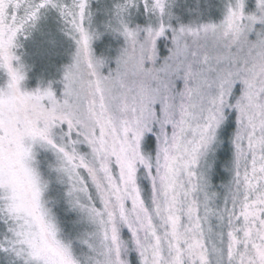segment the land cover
Segmentation results:
<instances>
[{
  "label": "snow or ice",
  "instance_id": "1",
  "mask_svg": "<svg viewBox=\"0 0 264 264\" xmlns=\"http://www.w3.org/2000/svg\"><path fill=\"white\" fill-rule=\"evenodd\" d=\"M136 3L119 0L105 24L125 41L105 74L88 0H0V253L11 264H264V30L250 38L264 0L178 29L166 0H139L158 23L129 28ZM48 8L73 45L59 99L51 85L21 90L13 51Z\"/></svg>",
  "mask_w": 264,
  "mask_h": 264
},
{
  "label": "rangeland",
  "instance_id": "2",
  "mask_svg": "<svg viewBox=\"0 0 264 264\" xmlns=\"http://www.w3.org/2000/svg\"><path fill=\"white\" fill-rule=\"evenodd\" d=\"M119 0H88V10L91 13V28L99 33L98 39H93L91 48L93 55L97 58L112 57L109 60H104L111 64L109 68H102L103 73H107L108 69L115 67V58L119 54V50L125 46L123 37L106 31L105 24L112 19L113 8ZM229 4H234V0H166V23L170 29H178L182 25L199 26L194 24L201 19H211L209 13L219 10L218 18L213 22L219 23L223 20L226 14V9ZM250 8V9H249ZM244 13L251 14L256 12V0H245ZM258 14V13H257ZM109 17V20L107 18ZM129 28L147 27L149 25L155 27L158 23L157 17L152 13H146L144 5L137 3L129 7L127 14L124 17ZM60 21V23H59ZM58 26V28L55 25ZM206 24V23H201ZM263 28V29H262ZM264 30V25H254V32L250 34V38H255V31ZM143 33H141V38ZM167 39V47L171 46V31L166 29L165 36L157 40ZM17 44L19 45L13 51L20 57L21 61L26 65L25 79L21 83L22 91H34L37 88L43 90L49 85H53L52 76L55 68H60V81L63 75V68L71 62L73 45L71 40L65 35L64 25L58 13L51 8L42 9L34 26L27 29L23 35L17 36ZM70 49V50H69ZM161 58L167 55L166 46L157 48ZM67 52V55H65ZM15 65V62H14ZM59 85L63 87L62 83ZM239 86V85H238ZM51 89L57 99L60 98L62 91ZM59 185L53 183L48 195L50 197L59 196ZM59 219L63 222L62 213L53 209ZM72 223H63L65 231L72 230ZM3 229L0 227V234ZM12 258L3 253H0V264H11Z\"/></svg>",
  "mask_w": 264,
  "mask_h": 264
},
{
  "label": "trees",
  "instance_id": "3",
  "mask_svg": "<svg viewBox=\"0 0 264 264\" xmlns=\"http://www.w3.org/2000/svg\"><path fill=\"white\" fill-rule=\"evenodd\" d=\"M218 13H219V10H215L214 12L209 13V16L211 17V19H209V20L208 19H201L200 21H198L194 24L207 23L210 21L213 22L214 20H216L218 18ZM107 20H109V17L107 18ZM59 23H60V21H59ZM55 25H56V22H55ZM188 25H185V26H188ZM182 26H184V25H182ZM56 27L58 28L57 25H56ZM103 29H105V28L103 27ZM167 43L169 44L168 40L164 38L163 40H160V42L157 44V48H161L164 46H166V48H167ZM65 55H67V52ZM111 58H113L112 54L109 57H106V58L104 57V60L110 61ZM106 62H105L106 68L111 67V64H108ZM59 69L60 68L54 69V73L52 76V78H54V79H52L53 85H51V86L55 89H60L62 91L63 87H61L59 85L60 72H61V70H59ZM238 88H239V86L237 85V90H238ZM229 127H231V125ZM223 139H224V143L221 145V148L217 151V154H216L217 158H216V162H215L214 167H213V175H212V183L214 185V190L221 193V195L223 194V189L220 187V185L227 183V181L229 179L228 173L224 171L225 162L227 160H229L231 157L230 146L227 142V133L224 134ZM59 188H60V186H59ZM60 191H61V188L59 190V194H60ZM56 208L59 212L62 213V217L64 218L63 223H68V222L70 223L71 221H73L75 219V217L72 213L65 212L63 203H60L59 205H57ZM69 227H72V226L70 225Z\"/></svg>",
  "mask_w": 264,
  "mask_h": 264
},
{
  "label": "clouds",
  "instance_id": "4",
  "mask_svg": "<svg viewBox=\"0 0 264 264\" xmlns=\"http://www.w3.org/2000/svg\"><path fill=\"white\" fill-rule=\"evenodd\" d=\"M14 55H16L15 52ZM16 67L20 70L23 75L26 74V65L21 61L20 57L18 62H16Z\"/></svg>",
  "mask_w": 264,
  "mask_h": 264
}]
</instances>
